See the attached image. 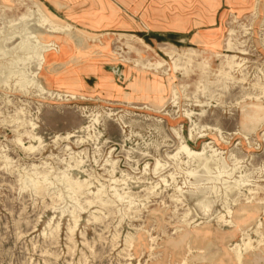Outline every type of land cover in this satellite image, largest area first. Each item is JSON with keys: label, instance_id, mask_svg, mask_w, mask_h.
Masks as SVG:
<instances>
[{"label": "rangeland", "instance_id": "rangeland-1", "mask_svg": "<svg viewBox=\"0 0 264 264\" xmlns=\"http://www.w3.org/2000/svg\"><path fill=\"white\" fill-rule=\"evenodd\" d=\"M0 264H264V0H0Z\"/></svg>", "mask_w": 264, "mask_h": 264}, {"label": "bare ground", "instance_id": "bare-ground-1", "mask_svg": "<svg viewBox=\"0 0 264 264\" xmlns=\"http://www.w3.org/2000/svg\"><path fill=\"white\" fill-rule=\"evenodd\" d=\"M38 9H39V11L43 14H41L42 16H41V20H42V22H43V24H48V23H55L54 21H53V19L49 16V14L47 13V11H46V9L44 8V7H41V6H38ZM23 17V16H22ZM34 26V25H33ZM35 28H36V30H37V28L39 27V26H37V25H35L34 26ZM12 34V33H11ZM12 36V35H11ZM8 37V36H7ZM23 37V36H22ZM12 38V37H11ZM14 38V37H13ZM12 38V39H13ZM21 38V37H20ZM26 38V37H25ZM24 38V39H25ZM30 38L31 39H36L33 35L31 36L30 35ZM24 39L22 40V43H21V46L23 47V44H24ZM7 40V39H6ZM11 40V39H10ZM25 47L23 48V51H31V52H36V49H37V47L36 46H32V47H27L26 45H24ZM3 48V47H2ZM46 48H50L49 46L48 47H46ZM49 50V49H48ZM48 50H45V52H49ZM42 52H44V51H42ZM23 53V52H22ZM190 61V60H189ZM192 61V60H191ZM227 65V64H226ZM230 67V66H229ZM35 73V72H34ZM224 74H227V73H224ZM27 77V76H26ZM145 85V86H144ZM138 88L140 89V90H143V91H145V92H148V90H149V85L147 84V83H143L142 85H140V87L138 86ZM71 96V98L73 99V100H75L76 99V96L74 95V94H70ZM61 96V95H60ZM69 97V96H68ZM182 147V146H181ZM187 147H183L182 148V150L184 149H186ZM188 149V148H187ZM185 152V151H184ZM187 153V152H186ZM189 157H190V155H189ZM45 179V178H44ZM32 180V179H31ZM37 183V182H36ZM39 184V183H38ZM38 184H35V182H34V184L33 185H38ZM78 184V183H77ZM72 185V184H71ZM80 186H81V184H80ZM36 187V186H35ZM41 191V190H40ZM108 207V206H107Z\"/></svg>", "mask_w": 264, "mask_h": 264}, {"label": "crops", "instance_id": "crops-1", "mask_svg": "<svg viewBox=\"0 0 264 264\" xmlns=\"http://www.w3.org/2000/svg\"><path fill=\"white\" fill-rule=\"evenodd\" d=\"M55 1H56V0H55ZM61 1H62V0H61ZM63 1L65 2L66 0H63ZM59 2H60V0H59ZM53 3H56V2H53ZM56 4H57V3H56ZM77 23H78V24H82V25L89 24L87 20H82V17H81V16H80V19L77 20Z\"/></svg>", "mask_w": 264, "mask_h": 264}]
</instances>
